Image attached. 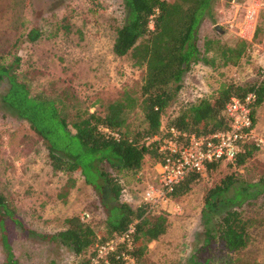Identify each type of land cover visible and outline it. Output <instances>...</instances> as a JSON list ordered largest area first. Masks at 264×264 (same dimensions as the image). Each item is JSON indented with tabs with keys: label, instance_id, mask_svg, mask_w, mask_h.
<instances>
[{
	"label": "rangeland",
	"instance_id": "374dc122",
	"mask_svg": "<svg viewBox=\"0 0 264 264\" xmlns=\"http://www.w3.org/2000/svg\"><path fill=\"white\" fill-rule=\"evenodd\" d=\"M121 20V0H0V55L7 60L19 57L17 78L32 93L60 95L68 103L101 114L107 103L124 92L135 94L140 84L142 69L133 64L129 53L117 56L111 51L113 26ZM29 28L39 32L34 41L24 37ZM238 38L246 42L238 63H215L212 67L201 61L193 64L182 76L181 88L168 107L169 115L198 99H207L223 83L264 81V0H211L198 26V48L202 51L206 39L232 46ZM207 55L211 57L212 53ZM4 89L0 85V93ZM254 120L252 137L258 149L244 165L234 169L221 162L215 170L202 172L186 194L168 197L149 209L147 215L163 213L167 227L163 235L148 244L144 264H204L201 258L195 262L192 254L204 242L200 209L206 190L232 171L246 182L264 176V101L256 109ZM126 122L129 129L141 124L138 108L127 113ZM100 166L117 178L121 201L130 206L142 202V191L153 180L147 156L136 175L113 171L104 163ZM0 193L24 227L35 233L52 234L63 229L64 219L72 214L82 216L95 229L103 227L105 209L80 171L51 169L41 137L1 102ZM102 196L110 202L104 187ZM238 209L249 220V241L228 256L232 264H264L261 196L246 198ZM6 233L18 264H75L78 260L66 246L55 240H39L17 225L9 223ZM210 250L207 264H221L229 258L218 248ZM196 254L197 258L205 255L201 251ZM3 256L0 247V263Z\"/></svg>",
	"mask_w": 264,
	"mask_h": 264
},
{
	"label": "trees",
	"instance_id": "16d2710c",
	"mask_svg": "<svg viewBox=\"0 0 264 264\" xmlns=\"http://www.w3.org/2000/svg\"><path fill=\"white\" fill-rule=\"evenodd\" d=\"M121 2L122 20L113 26L111 51L117 56L129 53L133 64L141 67L142 74L135 94L124 92L120 98L107 103L101 114L80 107L78 103H68L60 95L32 93L17 78L19 57L14 55L7 60L0 55V85L5 86L0 93V102L41 137L51 169L62 173L80 171L84 182L99 195L106 213L101 230L95 229L80 215L72 214L64 219L63 229L52 234H39L24 227L0 193V247L4 250L0 264H18L6 233L9 223L39 240H55L66 246L73 256L78 257L75 264H144L148 244L166 231V216L163 213L147 215L149 210L145 203L130 206L121 201L117 178L104 171L100 164H107L116 172L136 175L145 156L152 165L162 160L163 154L157 150L158 138L162 134L160 126H172L180 133L197 136L226 130L225 103L231 96L242 98L249 91L255 94L250 107L254 125L255 111L264 101L262 80L250 84L223 83L207 99H198L173 115L167 111L181 88L182 76L193 64L201 61L211 67L215 63L218 66L236 65L244 53L246 42L242 38L232 46L206 39L202 51L198 48V26L208 13L211 0ZM95 5L101 7L97 2ZM38 36L36 28H29L24 33L28 41H34ZM210 52L211 57L207 55ZM135 107L140 113L141 124L129 129L126 116ZM99 126L107 128L109 133L100 131ZM154 135L158 138L146 144L147 138ZM257 149L253 141L244 140L234 158L207 162L203 172L215 170L221 162L236 169L244 165ZM200 177L198 172L187 173L173 186L169 197L186 194ZM103 187L110 202L103 199ZM257 196H261L264 205V176L255 182H246L233 171L206 190L200 209L204 242L192 254L195 262H200L201 258L207 264L213 248H218V252L227 257L247 245L249 220L243 217L238 207L246 202V198ZM130 224L133 231L128 241L114 242L112 250L103 256L96 255L97 245L122 235ZM199 251L205 255L197 258ZM85 252L87 255L83 256ZM228 259L221 264H232L230 257Z\"/></svg>",
	"mask_w": 264,
	"mask_h": 264
},
{
	"label": "built area",
	"instance_id": "2783aa9c",
	"mask_svg": "<svg viewBox=\"0 0 264 264\" xmlns=\"http://www.w3.org/2000/svg\"><path fill=\"white\" fill-rule=\"evenodd\" d=\"M254 98V92L249 91L242 98L231 96L227 100L224 106V114L228 118L226 130L197 136L193 133H180L172 126L167 128L160 126L162 134L159 138L157 135L147 138L146 144L152 139H159L157 150L163 157L160 162L152 165L153 180L142 191L141 203L147 204L148 210L155 208L169 197L173 186L187 173L194 171L202 174L207 162L234 158L239 151L240 143L244 140L253 141L258 146L252 137L254 125L250 113ZM99 130L109 133L103 126H99ZM132 231L133 226L130 224L122 235L97 245L96 255L103 256L112 250L114 242L128 241Z\"/></svg>",
	"mask_w": 264,
	"mask_h": 264
},
{
	"label": "water",
	"instance_id": "95a60500",
	"mask_svg": "<svg viewBox=\"0 0 264 264\" xmlns=\"http://www.w3.org/2000/svg\"><path fill=\"white\" fill-rule=\"evenodd\" d=\"M215 29H217V27L215 26Z\"/></svg>",
	"mask_w": 264,
	"mask_h": 264
}]
</instances>
